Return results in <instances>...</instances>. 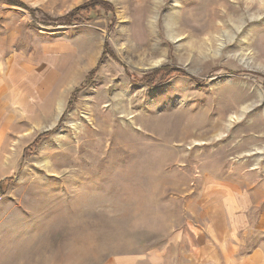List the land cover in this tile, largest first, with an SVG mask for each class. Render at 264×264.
Masks as SVG:
<instances>
[{"label": "rangeland", "instance_id": "1", "mask_svg": "<svg viewBox=\"0 0 264 264\" xmlns=\"http://www.w3.org/2000/svg\"><path fill=\"white\" fill-rule=\"evenodd\" d=\"M0 187V264H264V0H0Z\"/></svg>", "mask_w": 264, "mask_h": 264}, {"label": "crops", "instance_id": "2", "mask_svg": "<svg viewBox=\"0 0 264 264\" xmlns=\"http://www.w3.org/2000/svg\"><path fill=\"white\" fill-rule=\"evenodd\" d=\"M230 199L234 200L232 196ZM165 260L164 251L162 253L161 251L153 250L144 256L119 257L111 264H164Z\"/></svg>", "mask_w": 264, "mask_h": 264}, {"label": "trees", "instance_id": "3", "mask_svg": "<svg viewBox=\"0 0 264 264\" xmlns=\"http://www.w3.org/2000/svg\"><path fill=\"white\" fill-rule=\"evenodd\" d=\"M149 77V81H145L146 83H148L149 85L151 84V81H150V79L152 78L151 76H148ZM141 79V81L142 82H144V80H145V77L143 76V77H141L140 78ZM147 80V79H146ZM0 193H2V188L0 187Z\"/></svg>", "mask_w": 264, "mask_h": 264}, {"label": "bare ground", "instance_id": "4", "mask_svg": "<svg viewBox=\"0 0 264 264\" xmlns=\"http://www.w3.org/2000/svg\"><path fill=\"white\" fill-rule=\"evenodd\" d=\"M185 128H186V126H185ZM211 129V128H210ZM186 132V131H185ZM185 134V133H184ZM206 134V133H205ZM202 177V176H201Z\"/></svg>", "mask_w": 264, "mask_h": 264}, {"label": "built area", "instance_id": "5", "mask_svg": "<svg viewBox=\"0 0 264 264\" xmlns=\"http://www.w3.org/2000/svg\"><path fill=\"white\" fill-rule=\"evenodd\" d=\"M2 195V193H0V196Z\"/></svg>", "mask_w": 264, "mask_h": 264}]
</instances>
